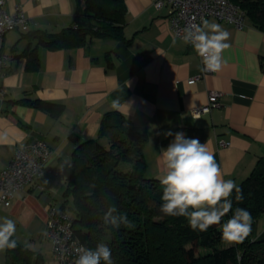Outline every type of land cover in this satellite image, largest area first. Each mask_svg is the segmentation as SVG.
Listing matches in <instances>:
<instances>
[{
  "label": "crops",
  "instance_id": "obj_1",
  "mask_svg": "<svg viewBox=\"0 0 264 264\" xmlns=\"http://www.w3.org/2000/svg\"><path fill=\"white\" fill-rule=\"evenodd\" d=\"M124 39L89 37L83 44L47 49L37 47L38 63L21 53L28 44L27 30L5 32L2 52L8 56L0 84V170L18 144L40 139L52 154L44 174L35 184L16 190L9 205L0 200V222L16 223L14 239L34 254H42L51 242L44 237L50 206L63 201L71 174L72 136L85 140L96 136L102 114L120 98L131 102L119 110L138 131L146 133L143 157L146 175L161 180L162 150L174 140L167 132H183L186 138L206 143L222 169L224 179L238 184L264 155V30L245 18V26L219 23L230 33V47L218 72L192 83L188 78L201 70L191 44L173 36L166 11H156L152 0H124ZM21 4L30 29L58 32L73 21L75 0H5L12 12ZM34 45V41L30 46ZM219 92V106L194 116L192 110ZM38 98L54 103V109L35 108L17 100ZM218 140L227 141L219 145ZM255 236L264 235V214L254 225ZM49 243L47 245V242ZM0 252V256H7ZM6 264H7V258Z\"/></svg>",
  "mask_w": 264,
  "mask_h": 264
},
{
  "label": "trees",
  "instance_id": "obj_2",
  "mask_svg": "<svg viewBox=\"0 0 264 264\" xmlns=\"http://www.w3.org/2000/svg\"><path fill=\"white\" fill-rule=\"evenodd\" d=\"M243 11L245 18L264 30V0H230ZM126 22L124 0H75L71 24L58 32L30 29L24 32L28 44L22 51L32 68L38 63L37 47L62 49L83 44L89 37L124 39ZM34 41V45L30 43ZM26 105L54 109V103L38 98L17 100ZM71 153L72 171L63 191L59 208L68 211L72 200L74 232L86 247L94 249L100 242L108 245L113 264H264V235L255 236L256 219L264 214V155L251 172L237 185L243 200L230 199L232 211L244 208L251 213V233L242 243L229 244L222 236V224L207 231H193L186 218L163 214V185L148 177L143 146L144 131L135 130L121 112L102 114L97 134L79 140ZM126 214L134 227L119 229L104 223L109 207ZM9 264H43L40 253L34 254L17 242L6 250Z\"/></svg>",
  "mask_w": 264,
  "mask_h": 264
},
{
  "label": "clouds",
  "instance_id": "obj_3",
  "mask_svg": "<svg viewBox=\"0 0 264 264\" xmlns=\"http://www.w3.org/2000/svg\"><path fill=\"white\" fill-rule=\"evenodd\" d=\"M183 42L191 44L202 59L203 70L218 72L225 60L223 53L230 45V33L219 23L202 19L183 29ZM131 102L112 101V107L119 111L129 109ZM174 140L162 150L164 175L162 205L160 211L171 217H184L193 231L204 232L210 227L222 224L221 238L229 243H242L251 233L252 216L244 208H237L226 221L223 218L232 211L230 199L233 191L236 200H243V190L232 179H224L222 169L206 143L196 138H186L183 132H167ZM104 223L119 229L121 225L132 228L134 224L126 214L118 213L117 207H109L103 217ZM16 223L2 218L0 222V252L17 247L14 239ZM25 247H33L25 243ZM75 264H113L108 245L100 242L94 249L80 245L75 247Z\"/></svg>",
  "mask_w": 264,
  "mask_h": 264
},
{
  "label": "built area",
  "instance_id": "obj_4",
  "mask_svg": "<svg viewBox=\"0 0 264 264\" xmlns=\"http://www.w3.org/2000/svg\"><path fill=\"white\" fill-rule=\"evenodd\" d=\"M5 0H0V78L3 76V66L8 56L2 52V41L5 32L17 28L28 30L29 20L21 4H16L12 12L3 8ZM154 9L165 10L169 28L173 36L182 39L183 29L190 24H199L202 19L215 18L219 21L233 24L236 28L245 26L244 11L230 0H152ZM201 70L188 78L192 83L213 72L204 71L202 59L199 57ZM5 94V88L0 84V95ZM219 92L211 90L205 105L192 110L194 116L208 112L212 107L219 106ZM219 145L228 142L218 140ZM51 149L44 141L36 139L30 143L18 144L7 164L0 170V200L9 205L16 190L27 184L37 183L44 174V164L51 156ZM44 237L51 242V260L55 264H75L77 254L75 247L86 245L80 241L74 232V217L68 211L58 206H50L45 219Z\"/></svg>",
  "mask_w": 264,
  "mask_h": 264
},
{
  "label": "rangeland",
  "instance_id": "obj_5",
  "mask_svg": "<svg viewBox=\"0 0 264 264\" xmlns=\"http://www.w3.org/2000/svg\"><path fill=\"white\" fill-rule=\"evenodd\" d=\"M67 206H68V211H70V212H73V210H72V200L71 199H69L68 200V204H67ZM47 242V241H46ZM49 243L47 242V245H48ZM50 250H51V247H50ZM42 254H43V260H44V262H43V264H55L52 260H51V254H50V251H49V246H48V248L47 247H43V249H42ZM7 258V256H5V258H4V256H0V264H6V259ZM8 261V260H7ZM7 264H9V262H7Z\"/></svg>",
  "mask_w": 264,
  "mask_h": 264
}]
</instances>
